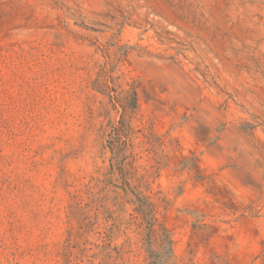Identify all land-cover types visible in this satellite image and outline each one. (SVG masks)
I'll return each mask as SVG.
<instances>
[{"label": "rangeland", "instance_id": "obj_1", "mask_svg": "<svg viewBox=\"0 0 264 264\" xmlns=\"http://www.w3.org/2000/svg\"><path fill=\"white\" fill-rule=\"evenodd\" d=\"M264 264V0H0V264Z\"/></svg>", "mask_w": 264, "mask_h": 264}, {"label": "trees", "instance_id": "obj_2", "mask_svg": "<svg viewBox=\"0 0 264 264\" xmlns=\"http://www.w3.org/2000/svg\"><path fill=\"white\" fill-rule=\"evenodd\" d=\"M173 245L171 233L166 228L162 229L160 238L158 239L157 250L149 249V259L147 264H167L173 257Z\"/></svg>", "mask_w": 264, "mask_h": 264}]
</instances>
